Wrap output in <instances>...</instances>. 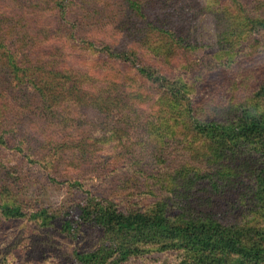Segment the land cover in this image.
<instances>
[{
	"label": "trees",
	"instance_id": "1",
	"mask_svg": "<svg viewBox=\"0 0 264 264\" xmlns=\"http://www.w3.org/2000/svg\"><path fill=\"white\" fill-rule=\"evenodd\" d=\"M49 1L43 8L45 3L40 0H25L20 9H27L23 11L28 12L27 17L18 12L11 16V24L1 19V118L10 107L18 108L24 118L31 113L29 128L44 135L47 131L39 125L49 104L75 102L81 107L75 116H80L63 120L70 131L58 130L48 135L46 142H57L59 134L77 142L70 147L76 150L75 155L62 159L64 166L80 172L92 165L133 171V150L120 153V149L101 146L112 140L111 136L117 139L116 123L125 120L120 108L134 82L132 76L138 75L159 90L170 109L155 118L158 125H153L152 138L142 145L141 155L151 151L146 168L137 171L144 174V180L125 176L123 184L129 183L126 187L131 189L128 192L122 183L115 186L130 197L113 200L92 191L80 176H73L65 181L83 193L82 199L57 207L37 206L32 211L25 201L24 211L9 195L11 187L4 181L0 186V224L29 217L41 227L60 226L79 246L89 247L76 248L67 259L69 264H144L152 250L173 254L177 261L170 264H264V40L262 44L253 37L264 30V1L244 4L229 0L230 9H222L226 19L218 44L232 59H218L214 66L205 64L208 72L218 66L231 70L222 76L230 77L232 86L243 93L242 99L238 93L212 92L208 83H202L204 77L200 80L189 72H176L181 59L186 58H178L181 46L194 47L184 28L180 31L184 36L177 35L163 19L154 17L144 25L100 18L82 27L76 16L67 19L74 10L69 0ZM131 5L144 16L138 0ZM5 8L0 3L1 14ZM57 14L71 24L70 35L50 21L48 15ZM80 29L86 36H77ZM142 32L146 39L133 38ZM96 38L98 43L101 40L99 44ZM244 40L246 46L257 47V52L243 49L240 56L239 52L232 55V50L240 47L236 44ZM147 45L155 46V52ZM23 46L25 52L16 58ZM3 48L10 51L7 59L11 67L2 56ZM73 51L83 69H71ZM124 63L131 65L125 66L130 69L126 75L118 66ZM25 79L33 87L30 95ZM200 87L205 91L198 97ZM10 143L5 133H0V146L10 147ZM14 148L26 158L31 156L20 144ZM66 173L70 176L68 170ZM5 174L11 183L18 181L16 169L8 168ZM49 178L63 182L54 175ZM244 214H258L261 219L245 222ZM10 252L3 253L0 260L5 261ZM168 259L150 264H169Z\"/></svg>",
	"mask_w": 264,
	"mask_h": 264
},
{
	"label": "rangeland",
	"instance_id": "2",
	"mask_svg": "<svg viewBox=\"0 0 264 264\" xmlns=\"http://www.w3.org/2000/svg\"><path fill=\"white\" fill-rule=\"evenodd\" d=\"M45 1L46 2L40 0L42 4L45 3L43 4V8L47 7L46 3H50L49 0ZM69 1L70 6L74 10H70L67 19L71 21L76 16V19L83 23V25H80L82 27H87L92 21H97L100 18L107 20L113 19L116 20L118 24H122V22H138L144 25L145 22L152 20V17H154L163 19L166 25H168L166 27H169L177 35H183L180 31L184 28L186 31L184 35H189V39L192 41L191 43L194 47L181 46L178 58L180 59L185 56L186 58L181 59L176 72L183 71L185 74L189 72L191 76L194 75V78L200 80L204 77L202 83H208V89L212 92L215 90L219 95L225 93H227V95L228 93L234 95L238 93L239 97L242 99L243 93H240L239 89L232 86L230 77H228V75L222 76L224 71H228V73L231 74V70H225L218 66L215 67V70L212 72L207 71V66L210 65V63L214 66L218 59L219 61H229L232 59L227 58V54H229L227 49L218 44V35L223 31V22L226 19L223 11H227V8L230 9L229 0L228 2L225 0H138V2L141 3L144 16H142L140 9L131 5V2L135 0ZM241 1L244 4L251 3V0ZM0 3H3V6L6 7L4 10L5 12H3L4 14L0 13V24L1 19L4 18V22H8L9 24L13 23V19H11V21L9 20L17 16L18 12L24 14L23 17L29 15L28 12H23L27 10L26 8L22 7L20 9V3L25 7V0H0ZM31 6L35 8L33 5ZM222 9L225 10L222 11ZM92 14L96 17L95 19H93ZM109 14H114L115 16L109 17ZM145 14L147 17H145ZM48 17L52 18L50 21L55 24L57 29L67 31V34L70 35L71 24L62 19L60 14L48 15ZM119 20H121V23L118 22ZM6 23L3 26H6ZM263 32L264 30L256 31L253 36L257 42L262 44L264 40ZM139 34L140 36H133V38L136 40L146 39L144 32ZM81 35L86 36V33L82 29L77 33L79 38H81ZM95 40L97 44L101 41L99 40L98 43L97 38ZM152 44L156 45L157 43L155 44L152 42ZM160 45L162 47L165 46L164 44ZM246 45L247 43H245V40L237 43L236 46L240 47H235V49L232 50V55L239 52L238 55L240 56L243 49H249L251 52L254 50L253 53H255V51L257 52V47L253 49ZM116 46L120 47L119 44H116ZM148 47H150V45H147V48ZM148 50L155 52V46L148 48ZM1 52L2 56L7 59V54H10V51L7 50V48H3ZM17 52L18 53H15V57L19 58L21 54L25 52V46L17 50ZM206 63L208 65L205 66ZM70 65H74V68H71L72 66L69 67L73 70L83 69L80 58H75L74 51ZM128 65L129 64L125 63L124 65H118L121 69L126 71L124 75L130 71L129 68L125 69V66ZM7 67H11L9 62ZM129 67H131V65H129ZM207 73L209 74L207 75ZM132 77L134 78V82L131 85L130 91L128 90L129 94L120 108L122 109L121 113L123 112L122 114L124 115V117L121 118L125 120H122L121 124L116 123V126H118L116 130L117 139L111 136L112 140L101 144V146L106 149H120V153L125 152V149L133 150L132 155L135 156L134 159H131L133 171L124 167L122 168V166H120L121 169L119 171H112L114 168H109L107 165L106 168L94 167V165H92L85 171L80 172L64 166L65 163L62 159L67 154L71 156L75 155L74 153H76V150L74 151L70 147L77 142L72 140V137L63 138L61 134L57 136V142L53 144H46V142L48 135L58 130L60 133L70 131L63 120L74 119L76 117V109L79 108V111L81 110V107L78 104L76 106L75 102L49 104L47 112H44L46 114L39 125L43 131H47V134L44 135H42L39 129L38 132H36V130L29 128L30 123L27 120L32 116L31 113L24 118V114L22 112L20 113L18 108H14L13 110V108L10 107L4 112L5 116L2 118L0 116V133H5L11 142L9 144L10 147L0 146V186L4 181H7L6 183L11 187L9 195L22 205L24 211L25 201H28L26 202V207L32 211L33 208H37V206L53 205V207H57L62 203H71L82 199L84 196L83 193L77 189L70 188L68 182L65 181L71 180L70 177L73 176H80L78 178L85 182L92 191L103 194L116 201L130 197V195H126V193L131 190L127 188L129 183L123 184V178L125 176L144 180V174L141 175L138 172L140 169L147 166L146 164L149 160L147 158L151 157V151H146V153L143 152L141 155L142 145L152 138L151 132L158 125L155 118L169 111L170 104L162 97L159 90L151 87L149 83L139 78L138 75ZM232 80L236 81L235 76H233ZM25 82L27 83L25 87L26 93L30 95L33 93L32 84L30 81H27V79H25ZM221 86L225 89V92L220 89L222 88ZM204 91L205 89L200 87L198 97H200ZM244 91L245 87L242 92ZM69 105L73 108L69 109ZM2 106L3 103L0 98V110ZM78 116H80V114ZM78 116L76 118H78ZM155 124L156 126H153ZM14 144H20L24 149V153L26 150L31 156L26 158L25 154L14 148ZM30 159L34 161H30ZM8 168H14L18 171L19 178L16 183H11V180L8 179V176L5 174V170ZM67 170L70 176L66 173ZM50 175L56 176L57 179H63L61 180L63 181L62 184L50 180ZM73 179L75 178H72V180ZM121 183L125 187L127 185V192L122 188L120 191L116 190L115 186L121 185ZM139 196L140 195H135L136 198ZM145 196L154 197L153 195L146 194ZM257 219H261L258 214H244L243 217V221L245 222ZM11 245L13 246L11 247ZM80 246L81 248H89L83 244ZM80 246L76 241L64 234L60 226L41 227L36 221L31 220L29 217L0 224V256L5 252L12 251L7 253V259L5 261L0 260V264H69L68 257L73 254L76 248H80ZM167 258H169L167 260L169 264L177 261L173 254L170 256L165 252L152 250L147 253L144 264H150L153 260L157 263H162Z\"/></svg>",
	"mask_w": 264,
	"mask_h": 264
}]
</instances>
